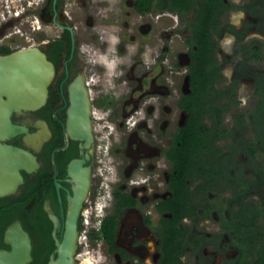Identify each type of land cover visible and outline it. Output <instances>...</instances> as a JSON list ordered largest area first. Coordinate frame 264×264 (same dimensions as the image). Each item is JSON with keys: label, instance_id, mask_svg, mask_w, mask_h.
Masks as SVG:
<instances>
[{"label": "flooded vegetation", "instance_id": "obj_1", "mask_svg": "<svg viewBox=\"0 0 264 264\" xmlns=\"http://www.w3.org/2000/svg\"><path fill=\"white\" fill-rule=\"evenodd\" d=\"M263 5L242 3L235 21L225 20L229 10L219 16L215 56L254 34L264 37ZM145 7L146 0H0V55L34 46L55 68L46 102L12 114L28 132L3 141L29 151L36 164L21 169L15 193L0 197V247L8 248L4 232L19 221L32 239L33 259L50 235L49 260L55 240L46 204L60 220L61 236L79 186L77 171L87 170L76 264H245L233 213L247 198L232 140L226 149L218 142L227 138L208 143L220 150V175L211 173L203 154L190 162L186 176L180 173L191 119L183 106L192 93L191 32L185 48L175 50L172 43L182 18L196 19L199 0L182 15L169 0ZM224 66L217 64L221 78ZM236 67L233 81L249 77L255 83L252 66ZM215 114L202 115L200 131L216 134L215 123L205 125ZM221 126L230 130L235 123L226 127L221 119ZM109 218L111 241L101 232Z\"/></svg>", "mask_w": 264, "mask_h": 264}, {"label": "trees", "instance_id": "obj_2", "mask_svg": "<svg viewBox=\"0 0 264 264\" xmlns=\"http://www.w3.org/2000/svg\"><path fill=\"white\" fill-rule=\"evenodd\" d=\"M144 1V0H143ZM148 7H151L152 0H146ZM171 10L186 14L195 8L197 0H169ZM228 0H199L200 9L196 19L192 22L191 38V88L190 98L184 103V107L190 113L188 129L184 132L183 152L180 157L183 172L186 171L190 162L201 154L208 143L201 139L206 133L199 130L201 118L204 113L212 110L215 114L213 119L216 128L215 139L218 137L230 138L231 149L234 151L233 158L242 154L243 174L241 176L242 192L247 198L240 209L233 213V219H239L235 232L241 239V249L245 264H264V69L255 70V93L256 102L253 108L246 114L236 116L235 126L228 130L221 126V113L230 109V104L219 105L210 100L211 97L219 95H235L234 88L220 90L214 81L221 78L219 68L215 59L217 44L213 39V32H217L221 25L219 16L232 8L227 4ZM250 5V4H249ZM246 5L244 8H246ZM148 7H145L148 9ZM143 8V9H145ZM260 47L252 46L251 55L244 57L240 64L249 66L251 60H264V53L261 54L263 43L256 42ZM246 54V53H245ZM195 99L197 101H195ZM198 102V103H197ZM238 103V101H235ZM197 122H199L197 124ZM252 135L249 137V135ZM207 146L204 148V146ZM216 147V146H214ZM217 148V147H216ZM218 149V148H217ZM220 150H218L219 155ZM217 158L222 160V157ZM211 175V174H210ZM218 176V175H217ZM104 237L112 240V218H109L102 225ZM100 232V233H101ZM174 234V233H173ZM170 239H173L170 237ZM0 245L2 244V232L0 231ZM5 247V246H4ZM45 250L37 254L33 252L34 259L29 264H46L48 255L54 248L53 241L48 235ZM36 250V249H35ZM37 251V250H36Z\"/></svg>", "mask_w": 264, "mask_h": 264}, {"label": "water", "instance_id": "obj_3", "mask_svg": "<svg viewBox=\"0 0 264 264\" xmlns=\"http://www.w3.org/2000/svg\"><path fill=\"white\" fill-rule=\"evenodd\" d=\"M55 68L47 55L38 47H27L8 55H0V197L15 193L23 182L21 169L31 171L35 157L27 150L3 143L17 134L28 132L12 122V114L42 106L48 96V87ZM89 107V106H88ZM79 186L69 206L66 226L61 234V223L49 203L46 211L54 223L55 250L46 264H76L79 231L78 217L86 199L90 176L87 170L77 171ZM0 247V264H29L33 260V243L29 233L19 221L9 225Z\"/></svg>", "mask_w": 264, "mask_h": 264}, {"label": "rangeland", "instance_id": "obj_4", "mask_svg": "<svg viewBox=\"0 0 264 264\" xmlns=\"http://www.w3.org/2000/svg\"><path fill=\"white\" fill-rule=\"evenodd\" d=\"M249 0H228L229 5L232 6V8L229 9V12L226 13L225 20L232 19V21H235L240 15V5L244 2H247ZM263 11H264V5H263ZM168 26H171L173 24V19L168 17L167 19ZM192 22L189 21L186 23L184 19L182 18V21L177 27L175 36H173L174 42L172 43L173 48L180 49L185 48L184 45V38L187 36L188 32L191 31ZM185 31V32H184ZM264 37L261 35L254 34L253 36L249 37L248 40L244 43H238L235 45H230V48L225 49L224 52L219 53V56H215L217 64L223 63L224 70H223V76L220 79V81H216L218 88L222 90H230V88H234L235 95H225V97L219 98V95L214 96L213 101L219 105L223 104H230V109L227 111H224L222 114V119L224 120V126L231 127L233 123L236 122V116L240 114H246L248 111H250L254 103L256 102V93H255V83L254 80L247 77V79H242L241 77H238L234 79L232 77V71L233 69L237 68L236 65H239L242 61H244V57L251 55V47H260L256 42L263 43ZM261 49V54L264 53V45ZM246 53V54H245ZM227 61H226V60ZM249 66H252L255 70H263L264 69V60L262 61H255L251 60L249 62ZM238 69V68H237ZM235 78V77H234ZM235 101H238L236 103ZM186 102V101H185ZM214 121L209 119V122L205 123L208 126H214ZM215 136L214 131H210L209 133H206L203 137L201 136V139L204 140L206 143H210L213 137ZM252 135L250 134L249 137ZM230 139L226 140H220L218 142V145L221 149H226L227 145L230 143ZM181 141V138H180ZM217 145V144H216ZM215 145V146H216ZM217 145V146H218ZM203 154L204 160L207 162L209 166V170L212 174L220 175L223 173L224 168L223 164L220 162V160L217 158L218 155V149L214 147V145L209 144L208 147L201 153ZM243 156L242 154H238L236 159L242 160ZM107 173V169L103 170ZM226 189V188H224ZM227 190V189H226ZM223 192V189H221ZM103 209H101V204L99 203V211L97 212V215H99V221L102 218ZM92 216L90 217L91 220ZM98 218V216H96ZM100 253H99V259H100ZM94 258L97 257L94 255Z\"/></svg>", "mask_w": 264, "mask_h": 264}, {"label": "bare ground", "instance_id": "obj_5", "mask_svg": "<svg viewBox=\"0 0 264 264\" xmlns=\"http://www.w3.org/2000/svg\"><path fill=\"white\" fill-rule=\"evenodd\" d=\"M88 258V257H87ZM92 261V260H91ZM88 264H89V262H88Z\"/></svg>", "mask_w": 264, "mask_h": 264}]
</instances>
